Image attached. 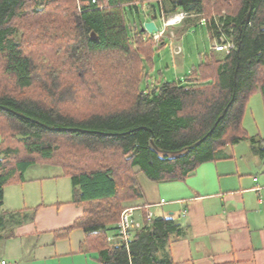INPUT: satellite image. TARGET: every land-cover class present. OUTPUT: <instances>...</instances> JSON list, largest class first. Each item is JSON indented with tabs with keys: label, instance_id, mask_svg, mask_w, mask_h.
Returning a JSON list of instances; mask_svg holds the SVG:
<instances>
[{
	"label": "trees",
	"instance_id": "obj_1",
	"mask_svg": "<svg viewBox=\"0 0 264 264\" xmlns=\"http://www.w3.org/2000/svg\"><path fill=\"white\" fill-rule=\"evenodd\" d=\"M154 3L235 47L201 52L183 80H151L166 41L128 15ZM256 92L264 99V0H0V205L31 165H59L83 206L60 233L82 228V250L102 264H174L176 217L145 211L127 241L109 231L143 199L140 173L185 179L243 139L264 157V137L243 125Z\"/></svg>",
	"mask_w": 264,
	"mask_h": 264
},
{
	"label": "crops",
	"instance_id": "obj_2",
	"mask_svg": "<svg viewBox=\"0 0 264 264\" xmlns=\"http://www.w3.org/2000/svg\"><path fill=\"white\" fill-rule=\"evenodd\" d=\"M245 140L199 163L185 179L142 177L137 216L152 211L181 222L182 234L169 245L174 264H264V157ZM31 166L25 181L4 189L0 264H102L96 252L82 250V228L59 232L83 212L71 200V178L59 165L40 174ZM15 188L23 201L9 198Z\"/></svg>",
	"mask_w": 264,
	"mask_h": 264
},
{
	"label": "rangeland",
	"instance_id": "obj_3",
	"mask_svg": "<svg viewBox=\"0 0 264 264\" xmlns=\"http://www.w3.org/2000/svg\"><path fill=\"white\" fill-rule=\"evenodd\" d=\"M155 5L157 4L154 3V6L151 7L145 6L139 10V13H129L128 15L131 21H135L134 19H136V21L139 19L146 21L148 19H152L153 14L156 15L157 18L155 19V22L160 31L155 33L158 35V37L154 38L158 40L163 36L166 41L165 45L159 49L154 57V65L151 71V80H183L191 67L199 62V54L209 50L216 38L213 40L210 38L206 25L200 21L197 23L193 22L191 25H189L190 23L186 24L185 20L188 18L186 16L187 13L177 12L165 16V14L161 13V11H159ZM145 84L146 83H144V86ZM243 125L247 134L255 135L258 138V143L259 139L264 137V99L260 92H256L250 97L243 119ZM248 141L249 140H245L244 143H249ZM228 147V149H231V146ZM35 165L36 166H31V169H33L32 172L34 174H40L41 172L43 173L49 171L47 169L51 167H57V169L59 168V166H52L51 164L46 165L36 163ZM28 173L29 172L27 169L25 172L27 177L29 176ZM142 177H146L144 173H140L139 175L141 183ZM45 183L52 182L50 181ZM39 185L41 186V184ZM15 191L16 192L11 190V193H9V198L16 196V198L18 197L17 199H19V202L23 201V199H20L21 191L19 188ZM142 200L143 199L139 200V202H142ZM133 204L134 203L128 204L126 206ZM113 233L114 230L109 231L110 235Z\"/></svg>",
	"mask_w": 264,
	"mask_h": 264
},
{
	"label": "built area",
	"instance_id": "obj_4",
	"mask_svg": "<svg viewBox=\"0 0 264 264\" xmlns=\"http://www.w3.org/2000/svg\"><path fill=\"white\" fill-rule=\"evenodd\" d=\"M158 31H160V29L152 32L153 35ZM154 37L157 38L158 35L155 34ZM212 47L217 50H225L229 52L233 47H235V43L230 37L221 35L220 39H215V42L212 44ZM161 200L163 202L165 201L164 198H162ZM138 209L139 206L130 205V206H126L122 210L120 218L116 223V228L114 230V233L110 235L108 238L109 241L111 242L127 241L128 239L131 238L133 229L139 228L143 225L142 217H138L136 213ZM186 213L187 211L184 210L183 214L185 215ZM153 215L154 213L152 211L146 212L147 218H151Z\"/></svg>",
	"mask_w": 264,
	"mask_h": 264
},
{
	"label": "water",
	"instance_id": "obj_5",
	"mask_svg": "<svg viewBox=\"0 0 264 264\" xmlns=\"http://www.w3.org/2000/svg\"><path fill=\"white\" fill-rule=\"evenodd\" d=\"M249 15H247L248 17ZM142 30H146L148 31L149 33H152L154 31H157L158 30V26L156 25V22L154 19H149V20H146L143 22V26H142ZM52 128H59V127H52ZM208 134V133H207ZM206 136V135H205ZM205 136L201 139H199L198 141H196L195 143H193L191 146L199 143L201 140H203L205 138Z\"/></svg>",
	"mask_w": 264,
	"mask_h": 264
},
{
	"label": "bare ground",
	"instance_id": "obj_6",
	"mask_svg": "<svg viewBox=\"0 0 264 264\" xmlns=\"http://www.w3.org/2000/svg\"><path fill=\"white\" fill-rule=\"evenodd\" d=\"M170 22H171V20H170Z\"/></svg>",
	"mask_w": 264,
	"mask_h": 264
}]
</instances>
